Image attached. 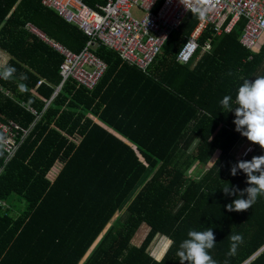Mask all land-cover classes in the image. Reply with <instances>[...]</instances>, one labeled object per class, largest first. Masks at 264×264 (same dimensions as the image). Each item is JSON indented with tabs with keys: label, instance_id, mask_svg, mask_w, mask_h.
Returning <instances> with one entry per match:
<instances>
[{
	"label": "trees",
	"instance_id": "16d2710c",
	"mask_svg": "<svg viewBox=\"0 0 264 264\" xmlns=\"http://www.w3.org/2000/svg\"><path fill=\"white\" fill-rule=\"evenodd\" d=\"M96 2L85 0L90 7ZM197 20L195 14L185 17L146 73L130 67L98 116L104 128L31 131L60 84L62 60L27 23L74 53L87 39L42 0H0V53L17 69L12 80L0 79V120L31 132L8 165L0 152V203L9 206L0 204V264H179L176 252L188 231L208 228L218 264L228 258L231 233L241 234L243 243L229 264H264V196L245 211L229 212L226 205L239 193L223 191L249 187L246 174L233 176L231 168L264 150L254 144L245 159L234 154L241 143H253L235 130V110L227 113L220 103L230 95L235 107L244 80L264 76V43L255 51L241 46L244 21L218 36L208 28L199 42L208 40L209 49L179 64L176 54ZM93 52L108 67L122 60L102 45ZM20 73L28 79L19 81ZM21 82L26 93L18 91ZM195 165L206 170L191 178L187 171ZM142 224L148 232L134 246Z\"/></svg>",
	"mask_w": 264,
	"mask_h": 264
},
{
	"label": "built area",
	"instance_id": "2783aa9c",
	"mask_svg": "<svg viewBox=\"0 0 264 264\" xmlns=\"http://www.w3.org/2000/svg\"><path fill=\"white\" fill-rule=\"evenodd\" d=\"M101 1L90 7L85 0H42L45 8L57 12L60 18L76 26L86 37L85 46L78 53L49 38L33 23L26 25L31 34L61 57V81L57 90L68 82L86 91L97 87L108 68L93 52L99 45L116 52L129 66L146 73L166 40L179 29L188 14L197 15L198 20L176 54V62L182 65L192 62L198 50L204 53L209 49L208 40L202 44L199 42L208 28L211 35L218 36L230 33L234 26L244 21L239 43L248 51H254L264 37V0ZM133 8L143 11V17L133 16ZM42 84L39 82L37 88ZM30 111L36 114L32 109ZM29 132L14 120H0V152L5 154L6 160L15 156ZM18 140L22 143L19 144ZM244 147L239 152L242 159L255 149L254 144L244 143Z\"/></svg>",
	"mask_w": 264,
	"mask_h": 264
},
{
	"label": "clouds",
	"instance_id": "9594fccd",
	"mask_svg": "<svg viewBox=\"0 0 264 264\" xmlns=\"http://www.w3.org/2000/svg\"><path fill=\"white\" fill-rule=\"evenodd\" d=\"M17 69L8 64H0V79L10 81L16 74ZM231 75V73H229ZM19 81H26L27 74L20 73L17 77ZM18 91L26 93L27 85L23 82L18 83ZM223 109L228 112L235 110L236 131L246 137L253 144H258L264 149V76L258 77L254 82L245 79L239 87L235 98V107L230 95H225L220 102ZM251 151V149H249ZM238 170L247 176L246 183L249 187L240 190L231 189L230 186L223 188L226 195H237L239 197L226 205L229 212L245 211L256 203L258 197L264 196V155L254 156L250 161L241 160L231 168V174L236 176ZM247 195L245 199L244 196ZM186 239L178 246L176 252L179 264H218L210 254V250L215 247L216 239L212 228L205 231L189 230ZM230 241L229 251L226 257L236 255L237 249L243 243L241 234L231 233L228 236ZM224 260V264H229V259Z\"/></svg>",
	"mask_w": 264,
	"mask_h": 264
},
{
	"label": "crops",
	"instance_id": "0c3cea01",
	"mask_svg": "<svg viewBox=\"0 0 264 264\" xmlns=\"http://www.w3.org/2000/svg\"><path fill=\"white\" fill-rule=\"evenodd\" d=\"M96 3H102V1L99 0V2ZM259 45L260 44H258V46ZM200 54L194 60H197ZM130 67L132 66H129L127 62L115 58V62L107 68L106 75L97 85L98 87L95 92H84L78 89L72 82H69V93L63 96L60 94L61 89H55L54 94L45 104V108L40 115L33 110L36 113L35 115L38 116L31 126V131L34 128H66L67 130L68 128H76L85 129L87 131L91 129L93 124L104 128L98 121V116L104 111L107 103L114 97L116 90L124 81ZM66 107H70L73 112H69ZM49 112H51V114ZM14 158L15 156L6 161L5 165H8ZM4 167L0 170V176L3 174ZM0 204L3 205V208H9V206L6 205L8 203Z\"/></svg>",
	"mask_w": 264,
	"mask_h": 264
},
{
	"label": "rangeland",
	"instance_id": "374dc122",
	"mask_svg": "<svg viewBox=\"0 0 264 264\" xmlns=\"http://www.w3.org/2000/svg\"><path fill=\"white\" fill-rule=\"evenodd\" d=\"M132 14H133V16H135L136 18H141V17H143V11H141V10H139L138 8H133L132 9ZM264 42V37L262 38V43ZM6 58H8V56H6L5 54H1L0 53V63H4L5 62V59ZM242 149H245V147H244V143H241L238 147H237V149H235L234 150V154L237 156V155H239V152H240V150H242ZM215 159H216V157H215ZM215 159H213V160H211V162L208 164V167L211 165V164H213V162L215 161ZM204 170H206V167L204 168L203 166H201V165H195V166H192L188 171H187V176H189V177H191V178H196V177H198V176H200L201 174H203V172H204ZM148 177H149V175L146 177V179H148ZM2 205V204H1ZM1 207H3V205L1 206ZM112 223H110V225H111ZM148 232V227H147V225H145V224H142L141 226H140V228L137 230V232H136V234L134 235V237L132 238V240H131V244H133L134 246L136 245H139L140 244V242H141V240H143L144 239V237H145V235H146V233ZM162 239H160V241H161ZM159 241V242H160ZM156 243V245H155V247H154V249L152 250V254L154 255V252H155V250L159 247V245H160V243ZM95 245H96V243H95ZM94 245V246H95ZM94 248V247H93ZM92 248V249H93ZM92 249L90 250V252L92 251Z\"/></svg>",
	"mask_w": 264,
	"mask_h": 264
}]
</instances>
